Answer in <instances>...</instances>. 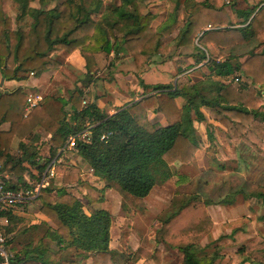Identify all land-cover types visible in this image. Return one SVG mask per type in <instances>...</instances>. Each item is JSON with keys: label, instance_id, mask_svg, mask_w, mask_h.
<instances>
[{"label": "trees", "instance_id": "1", "mask_svg": "<svg viewBox=\"0 0 264 264\" xmlns=\"http://www.w3.org/2000/svg\"><path fill=\"white\" fill-rule=\"evenodd\" d=\"M12 1L18 10L14 22L0 12V77L5 82H25L29 73L37 78L48 72L56 64L51 56L56 49L80 53L85 68L84 88L92 78L96 53L119 56L128 51L139 69L154 56L167 53L161 34L152 27L154 16L141 12L145 0H120L119 5L107 13L101 11L100 3L89 8L86 0H64L50 10L30 7L36 0ZM37 1L42 7L50 0ZM225 2L175 1V10L182 8L186 15L175 44L184 47L196 41L203 49L196 47L200 54L197 64L203 63L208 75L200 81L180 87L147 85L140 81L144 91L142 99L131 101L113 115L103 113L95 101L82 106L86 94L80 88L72 91L67 100L44 97L27 114L22 87L15 86L12 92L0 93V127L8 125V131L0 130V174L7 172L14 176L15 182L8 180L11 188L24 185V174L30 172L28 168L38 172L43 169L42 162L35 160L36 152H31L23 143L19 144L21 155L13 157L9 152L13 139L22 142L38 128L49 134L51 155H55L70 136L91 128L90 140L79 143L75 153L103 184L101 191L81 181L79 168L60 165V156L56 176H60L64 185H75L82 200L63 188L53 191L51 185L46 189L39 198L40 212L55 226V230L46 229L45 237L56 245L57 251L47 247L28 248L13 255L15 263L124 262L127 257L109 245L112 217L103 209L91 210V207L103 201L104 190H111L130 208H139L156 185L172 177L174 163L193 160L199 147L194 124L203 123L205 113L225 126L232 140L243 138L248 146L260 148V142H264V112L260 107L264 103L259 96L264 89V4L259 8L236 10L237 18L242 20L240 27H236L228 25ZM94 14H100L102 21L94 22L91 18ZM209 44L215 45L219 56L225 59H207L204 50ZM233 76L238 78V83L240 78H248L251 85L235 87L224 83ZM257 85L259 88L255 87ZM149 113L162 116L166 124L149 119ZM104 135L106 138L101 141ZM232 181L236 183L225 198L217 195L216 200L210 198L202 204L185 200L162 221L167 228L162 239L182 253V264H214L216 261L215 256H199L195 251L197 239L208 234L211 227L206 206L232 205L237 196L256 199L264 205V177L256 183H247L238 177H233ZM6 217L5 236L10 251L11 235L21 219L12 212ZM177 224L182 227L176 229ZM169 232L172 233L167 241L165 236ZM182 238L185 240L175 242ZM262 243L252 242L240 249L244 263L264 264ZM68 250L75 254L74 259H62Z\"/></svg>", "mask_w": 264, "mask_h": 264}, {"label": "rangeland", "instance_id": "2", "mask_svg": "<svg viewBox=\"0 0 264 264\" xmlns=\"http://www.w3.org/2000/svg\"><path fill=\"white\" fill-rule=\"evenodd\" d=\"M63 1L50 0L41 7L36 0L29 6L50 10ZM175 1L145 0L141 4L143 14L151 13L154 16L152 27L161 34V41L167 47L166 54L154 56L144 68L139 69L128 51L119 56L96 53L93 56L96 65L92 78L84 88L82 81L85 80V68L80 53L77 51L67 53L56 49L51 55L56 64L44 73L41 82L31 84L35 76L32 73L26 76L27 86L23 88L25 97L35 91L43 98L55 96L67 100L72 91L80 88L86 94L82 106L95 101L103 113L113 115L131 101L137 102L142 99L144 91L139 85L140 81L147 85L180 87L202 80L208 72L203 63L197 64L200 54L198 55L196 47L200 49L201 47L196 41L193 45L176 47V38L184 25L186 15L182 8L175 10ZM85 2L89 8L100 3L101 11L107 13L109 9L118 6L120 0H86ZM261 4H264V0H226L224 12L229 19L228 25L240 27L239 23L242 20L237 18L236 10L259 8ZM0 12L12 22L18 14L17 6L12 0H0ZM91 18L94 22L102 21L100 14H94ZM204 52L209 60L225 59L219 56L218 49L213 44H209ZM234 78V76L230 77L224 83H231L235 87L241 84L251 85L250 81L246 80L248 78H240L239 83L235 82ZM259 86L255 87L259 88ZM14 87L11 86L7 90L12 92L15 90ZM3 92L5 93V90L0 89V93ZM259 96L264 103V89H261ZM260 107L264 112V106ZM205 115L206 120L203 123L194 124L199 147L193 160L182 164L174 163L171 166L172 177L166 183L156 185L139 208H130L111 190H104L103 201L91 207V210L103 209L112 217L111 246L127 257L120 264H182V253L176 246L162 239L167 229L162 223L166 215L185 200L202 204L210 198L216 200L217 195L225 198L229 189L236 183L232 181L233 177H238L247 183H256L264 177V142H260V148L255 149L253 145L248 146L249 143L243 138L232 140L225 126L208 118L206 113ZM148 117L160 125L166 124L165 119L160 115L154 116L149 113ZM1 127H4L1 128L2 130L8 131V126ZM49 140V134L38 128L22 142L13 139L9 152L13 157L21 155L19 144L23 143L26 147H30L31 152H36V161L53 158L59 150L55 155H51ZM75 152H65L60 158L62 160L60 165L78 167L81 181L102 191L103 184L99 177L94 175ZM3 174L10 176L7 172ZM51 185L50 189L53 191L63 188L67 193L82 200L81 193L75 185H64L58 175L51 181ZM40 207L41 203L38 200L20 214L21 222L16 225L11 235L13 240L10 252L13 255L36 247H47L57 251L56 245L45 237L46 229L55 230V226L42 215ZM205 212L210 219L211 227L208 234L197 239L195 251L199 256L217 257L214 264H243L245 257L239 252L242 247L258 241H263L264 245V205L259 200H245L242 196H237L234 204L209 205L205 207ZM180 227L182 225L177 224L176 229ZM171 233L165 236L167 241L170 240L168 236ZM183 239L185 240L182 238L175 242ZM74 258L75 254L70 250L62 255V259Z\"/></svg>", "mask_w": 264, "mask_h": 264}, {"label": "built area", "instance_id": "3", "mask_svg": "<svg viewBox=\"0 0 264 264\" xmlns=\"http://www.w3.org/2000/svg\"><path fill=\"white\" fill-rule=\"evenodd\" d=\"M238 81V78H235V82ZM42 99L43 97L39 93H29L26 96V114L35 109ZM90 130L91 128H87L70 136L55 157L43 159V161L39 159L38 161L43 164L42 171L29 169L28 176L23 177L24 185L20 187L11 188L8 185V178L0 174V264H17L13 261V254L9 251L5 236V228L8 225L6 214L12 212L14 215L20 209L37 202L50 186L51 181L56 178V165L59 157L67 151H75L79 143L88 142L91 135ZM105 138L106 135L102 136L100 140L103 141Z\"/></svg>", "mask_w": 264, "mask_h": 264}, {"label": "crops", "instance_id": "4", "mask_svg": "<svg viewBox=\"0 0 264 264\" xmlns=\"http://www.w3.org/2000/svg\"><path fill=\"white\" fill-rule=\"evenodd\" d=\"M44 74H42L41 76H39V77H37V78H35V79H33V82H31V84L32 83H35V82H41L40 81V79L42 78V76H43ZM0 85H1V78H0ZM35 85H37V84H35ZM11 86H20V87H22V88H25L26 86H27V84L25 83V82H20V83H16V82H14V81H9V82H3L2 83V88L0 87V89H4L5 90V93L8 91L7 89L9 88V87H11ZM32 93H38V92H32ZM3 126H8V125H3ZM4 128V127H0V130H2V129ZM28 169H30V168H28ZM32 169H34V168H32ZM27 172L28 171H26L25 172V174H24V178H26L27 176H28V174H27ZM5 177H7L8 178V180H11V178L14 180V178L13 177H10V176H7V175H5ZM16 180H14V182H15ZM30 208V206H28V207H26V208H23V209H20L19 211H17L16 213H14V216H16V217H18V218H20V216H22V215H20V214H22V213H24L25 212V210H28ZM24 215V214H23ZM110 245V247L113 249V247L111 246V243L109 244ZM87 261H89V263H86V264H90L91 263V261L90 260H87ZM86 261V262H87Z\"/></svg>", "mask_w": 264, "mask_h": 264}, {"label": "water", "instance_id": "5", "mask_svg": "<svg viewBox=\"0 0 264 264\" xmlns=\"http://www.w3.org/2000/svg\"><path fill=\"white\" fill-rule=\"evenodd\" d=\"M4 82V80L3 79H1V85H0V87H2V83Z\"/></svg>", "mask_w": 264, "mask_h": 264}]
</instances>
